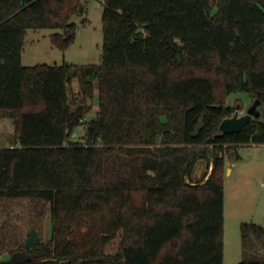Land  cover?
<instances>
[{"label":"trees","instance_id":"16d2710c","mask_svg":"<svg viewBox=\"0 0 264 264\" xmlns=\"http://www.w3.org/2000/svg\"><path fill=\"white\" fill-rule=\"evenodd\" d=\"M81 5L0 0V123L16 141L0 147V197L44 199L53 223L21 264H224L226 156L263 144L264 119L220 124L229 94L264 101V0H105L100 63L25 65L28 29L61 30L65 50ZM199 159L213 168L195 182ZM241 232L239 264H264V225Z\"/></svg>","mask_w":264,"mask_h":264},{"label":"rangeland","instance_id":"374dc122","mask_svg":"<svg viewBox=\"0 0 264 264\" xmlns=\"http://www.w3.org/2000/svg\"><path fill=\"white\" fill-rule=\"evenodd\" d=\"M84 13L74 17L76 37L65 50L52 42V34L62 32L53 28L28 29L22 53L25 65L42 63L62 64L64 62L86 65L100 63L103 54V8L105 0H81ZM74 80L70 87L71 98L79 86ZM221 91V90H220ZM246 91L229 94L225 101L234 107L235 115H243L254 100ZM79 102V98L78 101ZM92 110L85 120L97 116L98 99H87ZM0 123V147L16 144L14 127H2ZM9 128V129H8ZM11 128V129H10ZM86 132L85 124L79 125L72 140L82 141ZM240 158L232 160L226 156L227 168L224 175V264H239L245 258L241 224L245 221L264 225V143L238 146ZM208 159L197 161L195 182H202L210 173ZM208 163V164H207ZM213 164V162H211ZM207 164V166H205ZM207 170L205 171V169ZM197 173V174H196ZM199 173V174H198ZM205 176V177H204ZM50 204L44 199L27 197H0V260L10 258L19 251L37 231L38 243L47 242L52 234Z\"/></svg>","mask_w":264,"mask_h":264},{"label":"water","instance_id":"95a60500","mask_svg":"<svg viewBox=\"0 0 264 264\" xmlns=\"http://www.w3.org/2000/svg\"><path fill=\"white\" fill-rule=\"evenodd\" d=\"M84 5L79 7V14L82 15L84 13ZM264 119V101H262L259 97H255L253 102L249 104L246 113L243 115H239L236 113L231 117H227L222 120L220 124V131L222 133H234L239 132L252 120L262 121ZM214 141V138L206 139V143L209 144ZM205 147L202 149L205 151ZM192 155L195 154V150L192 149ZM38 242V234L35 229L32 230L30 237L27 239L25 244L23 245V251H17L11 255L10 258L1 259L0 264H21L25 261L29 255L28 251L31 250L36 243Z\"/></svg>","mask_w":264,"mask_h":264},{"label":"crops","instance_id":"0c3cea01","mask_svg":"<svg viewBox=\"0 0 264 264\" xmlns=\"http://www.w3.org/2000/svg\"><path fill=\"white\" fill-rule=\"evenodd\" d=\"M74 82V81H73ZM76 84H78V86H79V82H78V80H77V83ZM80 90V87H79V89H78V91ZM249 145H258V144H249ZM208 164V163H207ZM207 164L205 165V166H207ZM210 167H211V170H212V168H213V164L211 163L210 164ZM207 170V168L205 169V171ZM211 170H210V173H211ZM195 171H196V169H195ZM209 173V174H210ZM197 174V173H196ZM199 174V173H198ZM209 174L207 175V177L209 176ZM194 175H195V172H194ZM195 178V177H194Z\"/></svg>","mask_w":264,"mask_h":264}]
</instances>
